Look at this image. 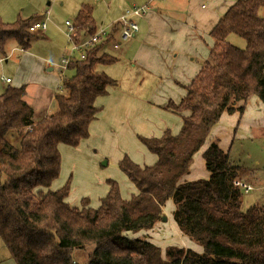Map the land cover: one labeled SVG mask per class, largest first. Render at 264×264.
<instances>
[{"label":"trees","instance_id":"trees-1","mask_svg":"<svg viewBox=\"0 0 264 264\" xmlns=\"http://www.w3.org/2000/svg\"><path fill=\"white\" fill-rule=\"evenodd\" d=\"M262 8L264 0H237L214 26L209 57L179 103L167 104L182 114L180 132L139 136L156 162L140 165L128 155L119 161L137 188L129 199L114 179L108 180L109 190L97 207L87 197L80 206L71 205L69 180L52 188L61 170L60 145L78 146L89 136L100 111L97 98L116 84L96 69L118 60L102 51L112 35L84 59L69 62V74L55 93L56 112L35 120L26 86L6 87L0 94V239L17 264H264V209L258 204L243 208L245 190L234 183L239 166L230 151L211 142L203 155L210 176L180 181L224 112L242 114L254 94L264 103ZM75 22L87 36L97 31L90 4L80 6ZM30 24L29 18L5 22L0 16L1 55L9 40L24 50L31 47ZM233 34L245 41L244 47L229 40ZM14 132L17 144L8 137ZM169 199L180 231L201 245V252L171 245L163 253L148 238L127 234L163 220ZM77 251L85 255L84 263L75 257Z\"/></svg>","mask_w":264,"mask_h":264},{"label":"crops","instance_id":"crops-1","mask_svg":"<svg viewBox=\"0 0 264 264\" xmlns=\"http://www.w3.org/2000/svg\"><path fill=\"white\" fill-rule=\"evenodd\" d=\"M236 1L133 0V6L147 5V12L141 17H132L138 22L139 31L132 38L123 42L126 43V49H121L122 45L118 48L113 46L114 49L121 50L120 52L122 53L115 55L119 60L131 54L132 57L129 59L138 60L144 72L150 75L153 83L166 86L167 91L157 95H140L139 92H135L133 89L124 88L122 83L116 80V84L109 87L108 93L99 96L96 100V105H101V109L97 113L96 118L90 123L89 136L81 140L78 146L68 145V147H63L66 144L60 145L61 153H67L69 156L70 167L72 165L73 169L76 170L77 163L81 161V157L89 159L99 172H101L99 164L104 158L108 159L106 164H109V161L112 160L115 165L124 155L130 156L134 161L142 165L154 163L157 156L147 151V147L138 141V135L159 137L166 129H170L174 135L179 133L183 124L182 114L170 110L167 108V104L169 100L179 103L186 94L185 86L197 75L209 57L210 50L214 44L211 31L226 10ZM125 10L123 8L113 21L103 27L111 29L110 36L112 35L113 38L109 42L116 40L117 31L112 28ZM93 17L96 21L94 13ZM46 32H49L48 27L41 36L46 37ZM65 35L69 42L68 27ZM88 36L81 30L78 39H85ZM235 36L234 34L231 35L229 40L231 42L235 41V44L244 47L245 41H238ZM134 44L136 45V50L135 52H130ZM15 47L22 51L24 50L19 46ZM14 55L19 60L18 71L14 75L15 78L7 76L6 78H11V81L5 82L11 85L16 80L17 82L14 86H26L25 99L33 107V118L35 120L56 112L58 106L55 101V93L61 91L62 78L65 71L62 72L60 70V76L58 74H50L55 69L54 64L58 62H55L47 55H41L43 59H38L34 55L37 59L33 57L32 61H30L31 54L27 50ZM1 59L3 58L0 57ZM104 72L106 73V71ZM142 83L143 80L140 81V85ZM135 84L139 85L137 81ZM8 85L4 86L0 94ZM57 85L60 86L58 90ZM131 85H134L133 81ZM254 100L253 103H247L242 114L238 111L233 113L224 112L222 114L219 121L209 132L203 146L194 154L189 172L181 177V182L208 178L210 176L203 155L211 142L217 141L224 151H230L232 143L237 136H242L244 131L248 132L252 125L259 126L264 124V103L257 95ZM186 114L187 112H184L183 115ZM111 170L113 176L117 177L122 184L130 181L125 179L127 177L125 173H121L114 167ZM106 178L103 177L102 181ZM242 180L250 183L245 179ZM130 183L132 184V192L136 194V186L132 181ZM96 185L100 186V182L97 181ZM107 185L104 184V186L98 187L101 190L98 195L104 196L106 194L109 189V185ZM159 222L151 229L153 232L150 234V239L161 248L176 245L191 247L199 252L203 250L201 245L195 243L180 231L174 219L172 230L170 232L164 231V233L169 234H164L163 238L156 237L155 229L165 228L163 226L164 223L161 220ZM139 232H129L128 234L130 235L131 233V237H139ZM140 237L143 238L142 235ZM2 244L6 248L3 242ZM2 248L0 246L1 250ZM0 264L17 263L7 250L5 253L0 252Z\"/></svg>","mask_w":264,"mask_h":264},{"label":"rangeland","instance_id":"rangeland-1","mask_svg":"<svg viewBox=\"0 0 264 264\" xmlns=\"http://www.w3.org/2000/svg\"><path fill=\"white\" fill-rule=\"evenodd\" d=\"M132 1L133 0H0V16L5 22H13L19 16L22 18H29V21L32 22L34 19L38 17L40 18L46 14V16H48V18L51 20L49 22V26H47L49 32H46V37L41 36L46 30L40 35L32 33L34 37L31 41V47L27 50V52L31 54L30 61H32L33 57L36 58L34 55H36L38 59H43L41 58V55H47L55 62H60L61 58L64 55H67L70 51V44L68 42L67 36L65 35V32L67 31L65 22L66 20H74V17L81 4L87 3L93 7V13L96 18L97 27L99 30L113 21L123 8L126 10L132 8ZM39 14L41 15L39 16ZM260 14L264 16V8L260 10ZM118 30L119 29L117 28L116 40L119 38ZM235 37H237L236 39H238V41L243 40L238 36ZM234 42L235 41H232V43ZM120 45H122L121 49L127 48L126 43L121 42ZM15 46H18L17 43L14 40H9L6 45V54H4V56L0 54V57L3 58L0 60V92L3 90L4 86L8 85V83H6L7 81L5 82L6 77L11 76L15 78L14 75L18 71L17 68L19 67V60L14 54L24 52V50L22 51ZM113 46V42H108L103 46V51H106L111 55H115L117 53L122 54L120 52L121 50L114 49ZM135 50L136 45L134 44L131 47L130 52H135ZM124 57L110 64H100L96 69L101 72L106 71V74H108L111 78L122 83L124 88L129 90L133 89L135 92H139L140 95H157L167 91L166 86L155 85L153 83V81L150 79V75L144 72L138 60L129 59L132 57L131 54H128ZM54 68V71L50 72V74H58V76H60V70L62 71V69L59 68L57 64H54ZM67 70L68 67L62 71H65L63 78L69 74ZM142 80L143 83L140 85V81ZM132 81L134 82V85H131ZM136 81L139 83V85L135 84ZM16 82L17 81L15 80L11 85H14ZM57 86L58 90L60 86ZM255 98L256 95L254 94L250 97L248 102L253 103ZM97 106L101 109V105ZM17 134V132L12 133V136L11 134H8L10 141H13L14 144L18 143V137H16ZM139 136L142 135H138V141L143 144ZM64 146L68 147V145H63V147ZM59 149L61 150V148ZM147 151L151 153L149 150ZM230 156L233 164L239 166L237 173L238 176L235 178L234 183L239 181L252 187L249 192H243V208L246 209L251 205L258 204V206L260 205L259 207L264 209V124L259 126L252 125L248 132L244 131L242 136H237L232 143ZM107 160V158L101 160L99 164L101 172H99L97 169H95L93 163L89 159H84L81 157V161L77 163L76 170H74L72 165L70 167L69 156L67 153H61V170L57 179L53 181L52 188L56 189L61 187L69 180L70 193L67 197V201L71 203V205L80 206L81 199L87 197L90 199V204L94 207H97L100 204L99 198L103 197L98 195L99 192H101L99 188L101 185L104 186V184H108L109 179H114L119 184L122 197L125 199L131 198L134 192H132V184L128 178L126 177L125 179H127L129 182L122 184L121 181H119L117 177H114L111 172V169L114 167L123 173L119 167V162L115 165V163L110 160L109 164H106ZM154 163L145 165H153ZM103 177L107 178L102 181ZM242 179H245L250 183H246ZM97 181L100 182V186L96 185ZM57 185L59 186L55 187ZM173 210L174 203L171 199H169L163 207L166 220H161V222L164 223L163 226L165 228H156V237L163 238L164 234H169L164 233V231L170 232L172 230V223L174 219L172 218ZM152 232L153 231H151V229L142 230L138 233V235L139 237L142 235L143 238H148L151 240L150 234H152ZM128 233L129 232H127V234ZM130 235L132 234L130 233ZM0 243V246L3 247L2 250L0 249V252H7V249L3 246L1 239ZM166 248L167 247L162 248L163 253L165 252ZM75 257L80 263L85 262V255H82L81 252H75Z\"/></svg>","mask_w":264,"mask_h":264},{"label":"built area","instance_id":"built-area-1","mask_svg":"<svg viewBox=\"0 0 264 264\" xmlns=\"http://www.w3.org/2000/svg\"><path fill=\"white\" fill-rule=\"evenodd\" d=\"M146 12L147 5H139L133 6L121 14V16L116 21V24L113 25V28L116 26L119 29V39L113 42L115 48H118L121 42L129 40L139 31V24L132 17L143 16ZM49 20L50 19L48 16L44 14L40 18L38 17L34 19L29 25L28 30L31 33L40 35L47 29ZM66 25L68 27L70 51L66 56L61 58L60 62L57 63V66L61 68L62 71L68 67L69 62L73 59H84L86 57L87 51L94 45L108 41V38L111 34L109 32L111 30L103 28L97 30L93 35H90L85 39H76L75 34L81 31L80 27L74 20H66ZM5 81L10 82L11 78H6ZM235 184L242 187L245 192H249L252 188L250 185L239 181H236Z\"/></svg>","mask_w":264,"mask_h":264},{"label":"water","instance_id":"water-1","mask_svg":"<svg viewBox=\"0 0 264 264\" xmlns=\"http://www.w3.org/2000/svg\"><path fill=\"white\" fill-rule=\"evenodd\" d=\"M163 220H166V216H163V218H162Z\"/></svg>","mask_w":264,"mask_h":264}]
</instances>
